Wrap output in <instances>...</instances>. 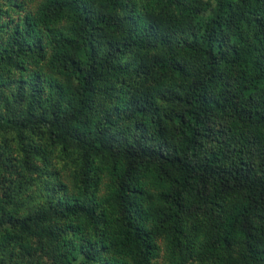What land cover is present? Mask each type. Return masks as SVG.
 I'll return each mask as SVG.
<instances>
[{"label":"trees","instance_id":"1","mask_svg":"<svg viewBox=\"0 0 264 264\" xmlns=\"http://www.w3.org/2000/svg\"><path fill=\"white\" fill-rule=\"evenodd\" d=\"M0 264H264V0H0Z\"/></svg>","mask_w":264,"mask_h":264}]
</instances>
